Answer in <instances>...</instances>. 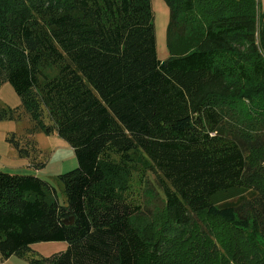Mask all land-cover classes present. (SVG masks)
<instances>
[{
  "label": "trees",
  "instance_id": "trees-1",
  "mask_svg": "<svg viewBox=\"0 0 264 264\" xmlns=\"http://www.w3.org/2000/svg\"><path fill=\"white\" fill-rule=\"evenodd\" d=\"M164 1L161 61L151 0H0V86L27 136L57 133L78 161L59 175L66 205L0 170V264H264V12ZM20 118L0 105V121ZM147 171L165 200L149 216ZM43 242L67 247L30 255Z\"/></svg>",
  "mask_w": 264,
  "mask_h": 264
},
{
  "label": "rangeland",
  "instance_id": "rangeland-1",
  "mask_svg": "<svg viewBox=\"0 0 264 264\" xmlns=\"http://www.w3.org/2000/svg\"><path fill=\"white\" fill-rule=\"evenodd\" d=\"M260 12H264V0H258ZM155 20L157 53L161 61L170 56L167 45V30L170 21V9L164 0H151ZM0 105L5 108L19 109L21 118L17 120L0 121V170L11 174L34 175L49 182L55 187L57 198L61 205H66V193L59 175L70 172L78 167V161L73 148L57 133L47 135L38 132L27 136L32 127V121L26 112L21 109V100L9 83L0 86ZM15 133L22 140V146L30 150V157L21 158L14 146L8 143L7 138ZM29 141V145L27 142ZM35 141V144L31 143ZM44 164L41 168L36 165ZM143 196L142 211L148 216L156 211L157 206L165 203L164 194L160 189L156 176L147 171L140 184ZM54 244V245H53ZM60 243L43 242L31 247V254L36 258L51 257L62 250ZM65 250V249H64ZM2 264H31L28 260L12 256Z\"/></svg>",
  "mask_w": 264,
  "mask_h": 264
},
{
  "label": "crops",
  "instance_id": "crops-1",
  "mask_svg": "<svg viewBox=\"0 0 264 264\" xmlns=\"http://www.w3.org/2000/svg\"><path fill=\"white\" fill-rule=\"evenodd\" d=\"M9 143V142H8ZM56 243H60V244H58V245H60V249L62 250V251H64V249H66V247H67V244L66 243H64V242H56ZM54 245V244H53ZM33 246V245H32Z\"/></svg>",
  "mask_w": 264,
  "mask_h": 264
},
{
  "label": "water",
  "instance_id": "water-1",
  "mask_svg": "<svg viewBox=\"0 0 264 264\" xmlns=\"http://www.w3.org/2000/svg\"><path fill=\"white\" fill-rule=\"evenodd\" d=\"M66 223L68 222V221H65ZM71 222H72V220H71Z\"/></svg>",
  "mask_w": 264,
  "mask_h": 264
}]
</instances>
